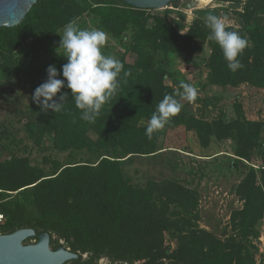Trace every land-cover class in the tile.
I'll return each mask as SVG.
<instances>
[{
  "label": "trees",
  "instance_id": "obj_1",
  "mask_svg": "<svg viewBox=\"0 0 264 264\" xmlns=\"http://www.w3.org/2000/svg\"><path fill=\"white\" fill-rule=\"evenodd\" d=\"M183 1L186 0H173L169 7L178 9ZM258 8L264 9V0H248L246 13ZM86 15L111 25L120 31L118 36L127 28L132 29L138 37L151 40L158 52L184 50L192 54L194 50L201 51L197 42L204 41L210 49L206 65L213 85L251 82L264 88V36L251 24L252 15H245L242 30L235 29L243 37L248 35L250 45L239 57L244 67L233 73L218 45L207 40L209 29L205 26L195 23L188 35L182 37L165 18L133 9L118 0H38L20 25L0 29V70L17 75L13 57L21 47L28 42L33 48L38 47L66 23ZM66 62L57 57L31 62L26 78L33 93L46 80L48 66L55 65L59 72ZM120 62L131 75L125 78L121 73L117 95L103 106L94 123L83 121L71 100L56 114L41 113L33 103L38 116L34 124L26 126V131L36 146L48 142L60 152L96 154V162L63 167L53 163L56 171L47 177L35 168L19 167L14 160L0 163V214L5 219L0 234L33 229L35 238L25 243H35L38 235L48 233L52 250L62 246V241L65 249L79 256L77 261L66 264H97L102 258L113 264H164L165 259L169 264H254L258 252L254 244L259 235L257 225L264 220V166L256 170L234 161L235 169L243 166L247 170L237 187L243 207L232 214L233 233L223 241L191 222L194 205L187 190L176 186L163 192L153 181L143 188L133 186L123 174L122 163L134 156L152 154L159 137L171 128L185 126L207 146L224 126L220 121L208 123L177 115L149 140L145 135L147 122L164 95L172 92L166 86L164 73L153 70L151 58L127 51ZM239 133L246 136L249 129ZM251 140L255 138L251 136ZM237 157L247 160L241 152ZM27 195L38 213L37 224L24 223ZM165 233L176 239L174 250L164 247Z\"/></svg>",
  "mask_w": 264,
  "mask_h": 264
},
{
  "label": "rangeland",
  "instance_id": "obj_2",
  "mask_svg": "<svg viewBox=\"0 0 264 264\" xmlns=\"http://www.w3.org/2000/svg\"><path fill=\"white\" fill-rule=\"evenodd\" d=\"M190 2H181L178 9L168 7L147 13L165 18L182 37L188 35L195 23L206 27L209 14L226 15L231 21L228 29L242 30L248 13L252 15L251 24L264 36V9H249L246 13L248 0H211L207 6L186 9L185 5ZM76 23L80 28H97L108 34L103 49L106 55L120 60L127 51H134L137 55L151 58L153 70L164 73L171 94L182 82L194 86L198 90L196 100L191 103L181 101L183 107L178 117L191 116L208 123H222L224 130L213 135L207 146L199 142L194 131L182 125L175 126L159 137L152 154L134 156L123 162L121 168L125 178L135 187L143 188L147 182L153 181L163 192L176 186L187 190L194 205L191 222L223 241L233 233L232 214L243 207L237 187L247 170L243 166L235 169L234 161L256 170L264 166V88L251 82L236 86L213 85L211 71L206 65L210 49L204 41H194H198L201 51L194 50L192 54H186L184 50L158 52L151 40L138 37L132 29L127 28L118 36L120 31L111 25L101 24L92 15L83 16ZM62 30L38 47L33 48L29 42L21 47L13 57L19 71L17 75L0 70V163L14 160L19 167L35 168L46 177L56 171L53 163L62 167L81 162L94 164L97 158L96 154L81 151L60 152L48 142L38 147L26 131V126L34 124L38 116L31 100L33 86L26 78L27 69L35 60L53 57L64 60L63 53L57 50ZM244 37L249 41L248 35ZM181 47L185 45L181 43ZM2 60L0 57V63ZM247 128L249 134L240 135L239 131ZM240 152L247 156V160L237 157ZM26 198L24 223L37 224L38 213L31 197L27 195ZM257 230L259 235L254 244L258 252L254 264H263L264 220L258 223ZM164 240V247L173 250L177 247L176 239L168 233H165ZM59 244L63 246L62 241ZM83 259H86L85 255ZM163 262L169 264L166 259ZM97 264L113 263L102 258Z\"/></svg>",
  "mask_w": 264,
  "mask_h": 264
},
{
  "label": "clouds",
  "instance_id": "obj_3",
  "mask_svg": "<svg viewBox=\"0 0 264 264\" xmlns=\"http://www.w3.org/2000/svg\"><path fill=\"white\" fill-rule=\"evenodd\" d=\"M205 23L209 29L207 40L218 45L229 71L235 73L241 70L244 65L239 57L248 47L249 41L239 31L228 29L231 21L226 15L209 14ZM59 37L57 50L63 53L67 62L59 72L55 65L47 67V78L34 90L31 100L45 114L49 111L53 114L62 112L71 100L80 111V118L94 123L103 106L117 95L121 87V73L125 78L131 73L124 71L120 60L104 54L103 49L108 40L105 31L80 28L72 20L63 26ZM197 96L198 90L186 82H182L173 94H165L147 122V138L151 140L154 133L163 130L181 112V101L191 103Z\"/></svg>",
  "mask_w": 264,
  "mask_h": 264
},
{
  "label": "water",
  "instance_id": "obj_4",
  "mask_svg": "<svg viewBox=\"0 0 264 264\" xmlns=\"http://www.w3.org/2000/svg\"><path fill=\"white\" fill-rule=\"evenodd\" d=\"M129 7L143 11H162L173 0H118ZM38 0H0V29L15 28L23 21ZM33 229H19L12 234H0V264H66L79 256L60 246L50 248V235H38L34 244H25L35 238Z\"/></svg>",
  "mask_w": 264,
  "mask_h": 264
},
{
  "label": "bare ground",
  "instance_id": "obj_5",
  "mask_svg": "<svg viewBox=\"0 0 264 264\" xmlns=\"http://www.w3.org/2000/svg\"><path fill=\"white\" fill-rule=\"evenodd\" d=\"M210 1L211 0H191L190 4L185 5V8L191 9V8H195L196 6H207L210 3Z\"/></svg>",
  "mask_w": 264,
  "mask_h": 264
},
{
  "label": "built area",
  "instance_id": "obj_6",
  "mask_svg": "<svg viewBox=\"0 0 264 264\" xmlns=\"http://www.w3.org/2000/svg\"><path fill=\"white\" fill-rule=\"evenodd\" d=\"M4 216L2 214H0V225H2L4 223Z\"/></svg>",
  "mask_w": 264,
  "mask_h": 264
}]
</instances>
